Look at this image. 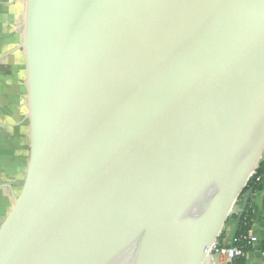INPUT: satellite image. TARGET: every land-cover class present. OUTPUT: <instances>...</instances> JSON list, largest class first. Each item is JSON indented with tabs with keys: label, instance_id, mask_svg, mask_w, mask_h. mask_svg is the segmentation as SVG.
<instances>
[{
	"label": "water",
	"instance_id": "95a60500",
	"mask_svg": "<svg viewBox=\"0 0 264 264\" xmlns=\"http://www.w3.org/2000/svg\"><path fill=\"white\" fill-rule=\"evenodd\" d=\"M19 50L0 264H211L264 156V0H24Z\"/></svg>",
	"mask_w": 264,
	"mask_h": 264
},
{
	"label": "crops",
	"instance_id": "0c3cea01",
	"mask_svg": "<svg viewBox=\"0 0 264 264\" xmlns=\"http://www.w3.org/2000/svg\"><path fill=\"white\" fill-rule=\"evenodd\" d=\"M23 11L24 0H0V228L22 190L29 158L26 77L19 50ZM249 208V236L256 242L245 264H264V179L252 193ZM236 227V218L228 221L224 242H232Z\"/></svg>",
	"mask_w": 264,
	"mask_h": 264
},
{
	"label": "trees",
	"instance_id": "16d2710c",
	"mask_svg": "<svg viewBox=\"0 0 264 264\" xmlns=\"http://www.w3.org/2000/svg\"><path fill=\"white\" fill-rule=\"evenodd\" d=\"M263 179H264V156L261 162L259 163L257 169L255 170L253 176L250 178L249 182L247 183V186L243 191V193L248 190L252 192L259 190ZM240 202H241V198H239L238 203ZM250 228H251V210L248 205L247 208L241 212L240 223L236 227L233 240L230 244L231 246H235L241 249L245 254L251 250V246L247 245V240H246ZM223 237H224V233L221 234L220 240H223ZM233 264H245V257L236 259L233 262Z\"/></svg>",
	"mask_w": 264,
	"mask_h": 264
},
{
	"label": "built area",
	"instance_id": "2783aa9c",
	"mask_svg": "<svg viewBox=\"0 0 264 264\" xmlns=\"http://www.w3.org/2000/svg\"><path fill=\"white\" fill-rule=\"evenodd\" d=\"M233 217L235 216H232L229 220H233ZM225 229L222 233L225 232ZM246 240L248 246H252L256 242V240L249 236V234ZM230 244L231 242L226 243L224 240H220L219 237L217 242L210 250L211 264H233L236 259L245 257L246 254L241 249L231 246Z\"/></svg>",
	"mask_w": 264,
	"mask_h": 264
},
{
	"label": "rangeland",
	"instance_id": "374dc122",
	"mask_svg": "<svg viewBox=\"0 0 264 264\" xmlns=\"http://www.w3.org/2000/svg\"><path fill=\"white\" fill-rule=\"evenodd\" d=\"M21 193V192H20ZM20 194H18V196H19ZM229 234V233H228Z\"/></svg>",
	"mask_w": 264,
	"mask_h": 264
}]
</instances>
